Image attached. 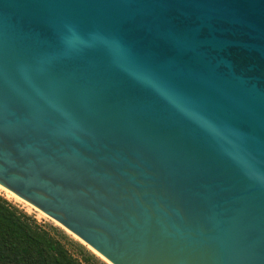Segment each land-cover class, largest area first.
Returning a JSON list of instances; mask_svg holds the SVG:
<instances>
[{
	"label": "water",
	"instance_id": "1",
	"mask_svg": "<svg viewBox=\"0 0 264 264\" xmlns=\"http://www.w3.org/2000/svg\"><path fill=\"white\" fill-rule=\"evenodd\" d=\"M0 185L111 264H264V0H0Z\"/></svg>",
	"mask_w": 264,
	"mask_h": 264
},
{
	"label": "trees",
	"instance_id": "2",
	"mask_svg": "<svg viewBox=\"0 0 264 264\" xmlns=\"http://www.w3.org/2000/svg\"><path fill=\"white\" fill-rule=\"evenodd\" d=\"M88 264L95 257L88 256ZM0 264H83L61 238L0 195Z\"/></svg>",
	"mask_w": 264,
	"mask_h": 264
},
{
	"label": "rangeland",
	"instance_id": "3",
	"mask_svg": "<svg viewBox=\"0 0 264 264\" xmlns=\"http://www.w3.org/2000/svg\"><path fill=\"white\" fill-rule=\"evenodd\" d=\"M0 195L4 196L11 204L19 208L21 211L33 217L39 224L43 226V228L48 230L50 233L61 238L68 250L83 264H88L86 258L90 255L96 258L95 264H111L105 258L97 254L82 240L72 234L69 230L57 225L56 222L50 217L42 216L37 210L32 208V206H30L21 198L18 200L17 198L7 194L5 191H0Z\"/></svg>",
	"mask_w": 264,
	"mask_h": 264
},
{
	"label": "bare ground",
	"instance_id": "4",
	"mask_svg": "<svg viewBox=\"0 0 264 264\" xmlns=\"http://www.w3.org/2000/svg\"><path fill=\"white\" fill-rule=\"evenodd\" d=\"M0 191H5L7 194H9L10 196H13L15 198H17L18 200L20 199V197H18L17 195H15L14 193H12L11 191H9L8 189H6L5 187H3L2 185H0ZM23 200V199H22ZM25 201V200H24ZM26 202V201H25ZM28 203V202H27ZM29 204V203H28ZM30 206H32L31 204H29ZM32 208H34L35 210H37L39 212V214H41L42 216H47L46 214H44L43 212H41L40 210H38L37 208H35L34 206H32ZM49 217V216H48ZM53 220V219H52ZM55 221V220H54ZM56 222V221H55ZM57 225L63 227L61 224H59L58 222H56ZM64 228V227H63ZM73 234V233H72ZM76 236V235H75ZM77 237V236H76ZM79 238V237H78ZM80 239V238H79ZM81 240V239H80ZM85 243V242H84ZM90 247V246H89ZM91 248V247H90ZM93 249V248H92ZM94 250V249H93ZM95 251V250H94ZM96 252V251H95ZM97 254H99L98 252H96ZM100 255V254H99ZM101 256V255H100ZM103 257V256H102ZM104 258V257H103ZM108 261V260H107ZM109 262V261H108ZM110 263V262H109Z\"/></svg>",
	"mask_w": 264,
	"mask_h": 264
}]
</instances>
